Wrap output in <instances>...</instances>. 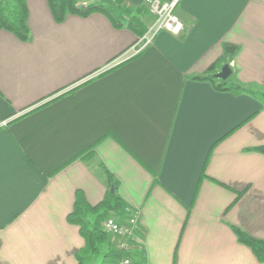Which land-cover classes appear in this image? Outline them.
<instances>
[{"label":"crops","instance_id":"0c3cea01","mask_svg":"<svg viewBox=\"0 0 264 264\" xmlns=\"http://www.w3.org/2000/svg\"><path fill=\"white\" fill-rule=\"evenodd\" d=\"M26 5L28 41L0 30V264H79L76 193L113 184L139 212L135 264H263L233 228L264 241V0H182L183 32L141 52L102 13ZM226 64L236 92L194 80Z\"/></svg>","mask_w":264,"mask_h":264},{"label":"trees","instance_id":"16d2710c","mask_svg":"<svg viewBox=\"0 0 264 264\" xmlns=\"http://www.w3.org/2000/svg\"><path fill=\"white\" fill-rule=\"evenodd\" d=\"M53 17L57 23H62L69 15L89 17L94 13H102L111 21L117 29L128 28L138 37L146 33V26L141 18L147 14L145 8H132L124 2L121 5L102 4L96 0L95 5L79 8L81 0H47ZM0 30H7L23 41L30 39L28 26V10L26 0H11V3L4 4L0 0ZM239 50L235 45L226 44V54L234 55ZM213 69H211L212 72ZM215 75L199 77L194 80L215 82ZM219 91H237L239 87L230 86L228 80L220 81L216 86ZM253 94L264 103V92H253ZM95 147L89 148L81 155L84 160L95 157ZM264 154V146L257 149ZM111 178V177H110ZM112 180V178H111ZM115 192L107 193L105 199L93 206L87 202L85 195L79 191L76 193L73 212L69 215V221L78 226L81 236L86 241V247L77 256L79 264H87L89 257H103L102 264H115L123 258L124 254L117 251L110 242L109 236L103 231L102 224L111 215H117L121 220L127 217V205L117 193V185L113 184ZM239 242L253 252L256 259L264 264V241L249 236L244 231L233 228ZM106 247L107 253L102 254Z\"/></svg>","mask_w":264,"mask_h":264},{"label":"built area","instance_id":"2783aa9c","mask_svg":"<svg viewBox=\"0 0 264 264\" xmlns=\"http://www.w3.org/2000/svg\"><path fill=\"white\" fill-rule=\"evenodd\" d=\"M91 1L93 0H81L80 5L88 6ZM181 2L182 0H145V7L153 17L154 23L137 43L141 48L140 52L152 45L160 32L165 31L173 35H180L183 32L184 25L176 14ZM127 214L124 220L117 215H111L102 224L111 244L124 254L115 264H135L133 257L140 249L139 212L127 211Z\"/></svg>","mask_w":264,"mask_h":264},{"label":"water","instance_id":"95a60500","mask_svg":"<svg viewBox=\"0 0 264 264\" xmlns=\"http://www.w3.org/2000/svg\"><path fill=\"white\" fill-rule=\"evenodd\" d=\"M114 1V3L116 5H121L124 3V0H101V3L102 4H107V5H110L112 4ZM96 4V0H93L91 1L88 6H91V5H95ZM86 6L84 5H80L79 8H84ZM233 75V70L232 68L230 67L229 64H226L220 73L216 74L214 77L216 80H220V81H227L231 78V76ZM111 192L114 193L115 192V188H112L111 189Z\"/></svg>","mask_w":264,"mask_h":264},{"label":"rangeland","instance_id":"374dc122","mask_svg":"<svg viewBox=\"0 0 264 264\" xmlns=\"http://www.w3.org/2000/svg\"><path fill=\"white\" fill-rule=\"evenodd\" d=\"M2 1H3L4 4L11 3V0H2ZM146 12H148V11L146 10ZM103 253H107L106 247H104L102 249V254ZM102 260H103V257L102 256H100V257L90 256L87 264H102Z\"/></svg>","mask_w":264,"mask_h":264}]
</instances>
